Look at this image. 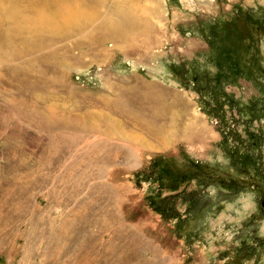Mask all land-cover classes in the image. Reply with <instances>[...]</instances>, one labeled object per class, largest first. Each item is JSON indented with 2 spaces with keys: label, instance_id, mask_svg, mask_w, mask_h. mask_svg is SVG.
Returning a JSON list of instances; mask_svg holds the SVG:
<instances>
[{
  "label": "rangeland",
  "instance_id": "374dc122",
  "mask_svg": "<svg viewBox=\"0 0 264 264\" xmlns=\"http://www.w3.org/2000/svg\"><path fill=\"white\" fill-rule=\"evenodd\" d=\"M58 1L0 25V264H264V0Z\"/></svg>",
  "mask_w": 264,
  "mask_h": 264
},
{
  "label": "bare ground",
  "instance_id": "6f19581e",
  "mask_svg": "<svg viewBox=\"0 0 264 264\" xmlns=\"http://www.w3.org/2000/svg\"><path fill=\"white\" fill-rule=\"evenodd\" d=\"M4 1L8 2V6L6 3H4ZM25 2H26V4H25ZM57 4L58 5L52 4L51 0H0V25L1 26H9V28H7L9 30L14 29V32L13 31L12 32L15 35L19 34L20 32H21V34H23L22 33L23 30L20 29L21 28L20 23H23L26 25V22H27V24L29 23V25H31V26L28 25V27L26 26L27 29L25 28V31H27V32H28V30L30 31V29L33 31V29L38 30V29L43 28V29H46L44 31H46L48 33L49 32L53 33V34L57 33V31L59 30L56 27V26H58V25H56V22L58 21L57 16L62 15L61 12L63 11V6H65L64 3L60 2V1H58ZM5 15H8L7 17L10 18V20L8 22L9 24L7 23L8 19ZM70 21L71 20H69V22ZM25 25H23V27ZM32 31H30V32H32ZM30 32H28L29 35H31ZM35 32H36V30H35ZM5 33H7V32L5 31ZM8 34H9V31H8ZM14 34H13V36H14ZM37 34H38V32H37ZM42 34H43V32H42ZM11 36H12V34H11ZM23 38H25V37H23ZM14 39H16V38H13V40ZM38 46L40 47L41 45H38ZM8 51H9V49H8ZM21 81L23 84V81H25V80L21 79ZM26 82L29 84V86L27 85L28 87L26 89L32 90L33 89L32 87H34V86L31 84L30 81L28 82V80H27ZM17 89H20V87L18 86Z\"/></svg>",
  "mask_w": 264,
  "mask_h": 264
},
{
  "label": "trees",
  "instance_id": "16d2710c",
  "mask_svg": "<svg viewBox=\"0 0 264 264\" xmlns=\"http://www.w3.org/2000/svg\"><path fill=\"white\" fill-rule=\"evenodd\" d=\"M226 24V23H225ZM228 25H230V24H228ZM229 35H230V33L229 32H227L226 33V37L229 39Z\"/></svg>",
  "mask_w": 264,
  "mask_h": 264
}]
</instances>
